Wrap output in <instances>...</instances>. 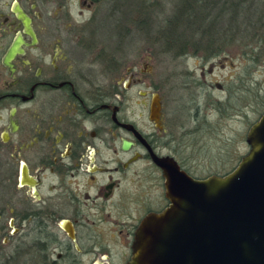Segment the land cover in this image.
Returning <instances> with one entry per match:
<instances>
[{
    "label": "flooded vegetation",
    "instance_id": "flooded-vegetation-1",
    "mask_svg": "<svg viewBox=\"0 0 264 264\" xmlns=\"http://www.w3.org/2000/svg\"><path fill=\"white\" fill-rule=\"evenodd\" d=\"M116 2L0 0V264H127L140 220L168 205L154 159L199 180L226 174L247 151L246 126L233 165L219 172L198 162L202 126L170 118L167 75L162 87L136 89L128 53L98 40L103 8L113 14Z\"/></svg>",
    "mask_w": 264,
    "mask_h": 264
},
{
    "label": "water",
    "instance_id": "water-1",
    "mask_svg": "<svg viewBox=\"0 0 264 264\" xmlns=\"http://www.w3.org/2000/svg\"><path fill=\"white\" fill-rule=\"evenodd\" d=\"M158 110L154 94L151 120ZM245 143L229 172L199 180L169 158L154 159L168 205L140 220L127 264H264V108Z\"/></svg>",
    "mask_w": 264,
    "mask_h": 264
},
{
    "label": "rangeland",
    "instance_id": "rangeland-1",
    "mask_svg": "<svg viewBox=\"0 0 264 264\" xmlns=\"http://www.w3.org/2000/svg\"><path fill=\"white\" fill-rule=\"evenodd\" d=\"M148 1L150 3L152 0ZM174 1L176 0H155L156 9L154 6V11H151L150 22L154 27L153 32L147 35L148 38L162 26V19L169 15ZM133 3L134 0H117L113 14L109 12L112 9L104 12L109 8L105 5L101 16L104 14L109 19L106 18L100 23L97 39L108 52L115 42L122 43L124 49L120 51L119 56L124 55V51L127 52L125 57L129 59L127 63H135V76L141 78L142 86L139 85L136 89L152 90V83L156 85L159 83L162 87V79L167 75L162 90L164 97H167L166 109L170 118L177 117L186 121V126L192 125L196 119L197 125L202 126L203 131L202 135L194 137V145L198 146L195 155L198 162L203 166L213 167L215 171H223L229 165H233L238 156L246 150L242 140L243 131L249 119L256 116L259 110L257 108L259 100L256 99L253 103L256 88L260 97L264 96V50H258L257 47L249 49L247 44L239 45L240 42L236 40L231 41L217 57L204 60L199 58L200 54L175 58L165 56V59L160 55L161 60L158 62V55L151 54L153 58H150L147 64L150 74H142L144 70L140 69V62L142 56L147 55L148 46L151 44L148 42L146 47L142 44L144 34H139L133 25L138 17ZM112 15L115 19L111 18ZM112 22H115V26ZM218 29L217 26L216 30ZM154 47L151 45L149 48L154 51L157 49ZM251 52L259 53L260 57L250 61ZM247 87L252 90L244 95V91L241 90ZM206 95L212 100L218 99L221 108L212 107L209 100L206 101ZM228 96L230 103L226 104L227 101L224 100ZM195 99L199 100L197 103L200 105L197 110L194 107ZM136 102H139L138 97L135 99ZM133 108L135 112L138 110L137 105ZM145 113L146 110L143 111L144 116ZM192 139L188 138L185 141L191 142ZM194 149L196 150V147ZM189 150L190 148H187L183 154L188 155L191 153Z\"/></svg>",
    "mask_w": 264,
    "mask_h": 264
},
{
    "label": "trees",
    "instance_id": "trees-1",
    "mask_svg": "<svg viewBox=\"0 0 264 264\" xmlns=\"http://www.w3.org/2000/svg\"><path fill=\"white\" fill-rule=\"evenodd\" d=\"M134 1V11L138 14L133 22L134 27L139 34H144L143 40L158 42L154 45L157 49L152 52L153 55L157 56L159 50L165 48L166 56L172 58L194 54L209 58L216 56L231 41L236 40L240 42L239 45L247 44L249 49L257 47L258 50H264V0H176L178 2L174 1L169 15L162 19V26L156 29L151 38L147 35L153 32L151 11H154V6L156 9V2ZM259 57V53L251 52L249 59L253 61ZM250 90L252 89L247 87L241 91L245 95ZM196 99L194 107L197 110L200 105ZM256 99L259 100V110L256 116L249 119L247 127L264 107V96L260 97L258 88L254 92L253 103ZM207 100L212 107L221 108L218 99L215 101L206 95ZM224 101H227L226 104L230 103L229 96Z\"/></svg>",
    "mask_w": 264,
    "mask_h": 264
}]
</instances>
